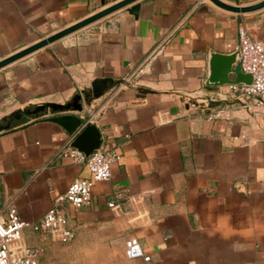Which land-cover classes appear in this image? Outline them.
Here are the masks:
<instances>
[{
    "label": "crops",
    "instance_id": "1",
    "mask_svg": "<svg viewBox=\"0 0 264 264\" xmlns=\"http://www.w3.org/2000/svg\"><path fill=\"white\" fill-rule=\"evenodd\" d=\"M116 1L0 0V59ZM137 3V16L119 9L0 69V122L33 104L67 103L94 79L114 81L80 112L47 110L0 131V213L11 201L25 223L21 241L43 248L42 264H264V108L244 109L226 94L211 106L223 108L221 117L208 118L212 109L181 100L227 89L205 84L209 57L238 51L240 27L264 41V8ZM230 67L240 68L239 53ZM138 88L154 92L140 99ZM60 114L89 121L101 148L120 154L110 178L94 184L89 205L63 204L68 241L31 227L73 180L90 176L56 154L75 137L49 120ZM132 236L148 261L124 255Z\"/></svg>",
    "mask_w": 264,
    "mask_h": 264
},
{
    "label": "built area",
    "instance_id": "2",
    "mask_svg": "<svg viewBox=\"0 0 264 264\" xmlns=\"http://www.w3.org/2000/svg\"><path fill=\"white\" fill-rule=\"evenodd\" d=\"M237 34L240 68L244 73L251 75L252 82L227 84L226 90H220L204 98L202 100L204 105L212 109L208 118H218L223 113L222 107H210L208 101L218 102L225 99L226 94L233 95L244 109L253 111L254 107L264 108V41L252 37L244 27L238 28ZM154 53L146 57V63L150 61ZM116 91L117 87L107 91L106 100L113 99ZM88 122L82 123L73 133L74 136ZM71 140L72 137L57 149L56 154L70 159L73 163L85 165L90 176L73 180L65 191L54 199L51 207L40 219L31 224L33 231L55 236L61 241H68L73 237V230L69 226L63 204L69 203L76 209L89 205L94 184L108 180L111 176V165L120 159V154L114 149H103L101 146L89 155H85L71 145ZM116 197H119V193H116ZM108 206L119 207L114 201L109 202ZM24 227L25 223L20 219L16 208L11 201H8L5 210L0 213V264H42L40 256L43 248L25 245L21 241ZM124 255L127 258L142 257L145 261L150 259L144 252L139 239L134 236L124 241Z\"/></svg>",
    "mask_w": 264,
    "mask_h": 264
},
{
    "label": "water",
    "instance_id": "3",
    "mask_svg": "<svg viewBox=\"0 0 264 264\" xmlns=\"http://www.w3.org/2000/svg\"><path fill=\"white\" fill-rule=\"evenodd\" d=\"M138 0H119L108 6L103 7L97 12H94L85 18L68 25L22 49L16 51L2 59H0V69L37 51L38 49L59 40L65 36H68L78 30H81L96 21L104 18L105 16L119 10L122 8H127L130 14L134 16L138 15L139 3ZM216 6L227 10L232 13H249L260 10L264 8V0H258L255 3L247 5H235L224 2L222 0H209ZM132 4L131 6H129ZM239 51L232 53L230 55H225L221 53H212L208 60V70L205 84L207 86H221L227 84H250L252 82V77L248 73H244L241 68L232 67L229 68L230 63L237 56ZM225 71L227 73H225ZM235 74L234 78H230V73ZM114 83L113 79L104 77L100 79H94L91 82V87L89 92H79L76 93L71 101L67 103H54V102H43L39 104H33L22 109L16 110L8 116H5L0 122V131L9 129L14 123L21 121L24 118H36L43 115L48 109L53 112H80L83 107V101L89 99H95L100 97L108 85ZM154 91L146 88H138L137 98H143L147 93H153ZM185 103V107L190 105L202 106L204 101H199L196 97H187V99L181 98ZM208 105L214 106L216 102L208 101ZM49 120L61 125L68 133L73 134L77 128L82 125V119L75 114H60L49 118ZM102 142L101 134L95 125L88 124L84 126L79 133H77L71 143V145L82 151L85 155H89L94 150L100 148Z\"/></svg>",
    "mask_w": 264,
    "mask_h": 264
},
{
    "label": "rangeland",
    "instance_id": "4",
    "mask_svg": "<svg viewBox=\"0 0 264 264\" xmlns=\"http://www.w3.org/2000/svg\"><path fill=\"white\" fill-rule=\"evenodd\" d=\"M121 84H124V83H120V85ZM120 85H118V86H120ZM124 86H126V85H124ZM48 112H52V110L51 109H48ZM28 118H30V117H28ZM28 118H26V119H28Z\"/></svg>",
    "mask_w": 264,
    "mask_h": 264
}]
</instances>
